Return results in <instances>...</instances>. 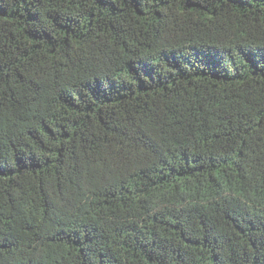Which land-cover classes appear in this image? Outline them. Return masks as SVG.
I'll use <instances>...</instances> for the list:
<instances>
[{
    "label": "trees",
    "instance_id": "1",
    "mask_svg": "<svg viewBox=\"0 0 264 264\" xmlns=\"http://www.w3.org/2000/svg\"><path fill=\"white\" fill-rule=\"evenodd\" d=\"M0 264H264V0H0Z\"/></svg>",
    "mask_w": 264,
    "mask_h": 264
}]
</instances>
